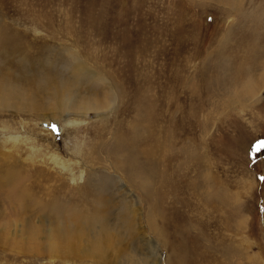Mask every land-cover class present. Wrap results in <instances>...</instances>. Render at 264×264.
<instances>
[{
	"label": "rangeland",
	"instance_id": "374dc122",
	"mask_svg": "<svg viewBox=\"0 0 264 264\" xmlns=\"http://www.w3.org/2000/svg\"><path fill=\"white\" fill-rule=\"evenodd\" d=\"M220 2L0 0V264H264V0ZM155 137V180L111 154Z\"/></svg>",
	"mask_w": 264,
	"mask_h": 264
},
{
	"label": "bare ground",
	"instance_id": "6f19581e",
	"mask_svg": "<svg viewBox=\"0 0 264 264\" xmlns=\"http://www.w3.org/2000/svg\"><path fill=\"white\" fill-rule=\"evenodd\" d=\"M222 3H224V4H228V6H230L231 4H232V2L234 3V5H239L240 6V4H242L243 2H242V0H239V1H235V0H220ZM251 1V0H250ZM217 2V1H216ZM220 2V3H221ZM258 7V6H257ZM259 9V8H258ZM261 11V10H260ZM259 18V17H258ZM260 23H262V21L260 20ZM262 26V25H261ZM259 29V28H258ZM258 31V30H257ZM261 31V30H260ZM5 32V31H4ZM261 33V32H260ZM219 45V44H218ZM252 47H253V49H254V47L255 48H257L258 47V42L256 41V40H254L253 42H252V45H251ZM251 49V48H250ZM252 50V49H251ZM253 51V50H252ZM250 52V51H249ZM256 53V52H255ZM250 54V53H249ZM68 55V54H67ZM246 55V54H245ZM264 55V54H263ZM251 57H252V55H251ZM257 57V56H256ZM71 58H73V57H71ZM244 60L242 61V64L243 63H245L246 62V59H247V57H245V58H243ZM253 59V58H252ZM256 59V58H255ZM249 60V59H248ZM247 60V61H248ZM254 60V59H253ZM227 61V60H226ZM72 62V61H71ZM257 62H259V61H257ZM251 63V62H250ZM253 63V62H252ZM251 63V64H252ZM261 63V62H260ZM246 64V63H245ZM249 64V63H248ZM254 64H256V63H254ZM258 64V63H257ZM75 67L78 69V71H80L81 70V72H84V75H85V73H88V74H90V76L92 77V79H94L95 81H97V82H99L101 85H103V84H106V78H105V75L102 73V72H100L99 70H95V69H93L92 67H90V66H88L87 64H85V63H83L82 62V60H80V58H78V57H76V60H75ZM244 65V64H243ZM262 65V66H261ZM229 66V65H228ZM260 70L259 71H261V70H264V61H263V63L262 64H260ZM75 68V69H76ZM252 68H253V66H252ZM252 68H251V70H252ZM257 68H258V66H257ZM257 68L255 69V70H257ZM243 69V68H242ZM241 70V69H240ZM242 72V71H241ZM245 72V71H244ZM253 72H256V71H253ZM250 73H252V71L250 72ZM257 73V72H256ZM242 74V73H241ZM253 74V73H252ZM77 75H78V73H77ZM246 76V75H245ZM243 77V80L240 82V86L239 87H237L236 89H235V91L232 93V95L234 96H236V97H231V99H244V98H251V97H253L254 95H255V93L258 91V89H259V87H260V84L263 82L264 83V74H262L261 75V77L260 78H253V76L251 77V75L249 74L247 77ZM41 79H43V78H41ZM233 79V78H232ZM139 82V81H138ZM236 82V81H235ZM238 82V83H239ZM237 83V84H238ZM13 84L12 83H1L0 82V108H4V107H10L11 105H12V100H20L22 97H23V95H24V93H22V96H17V95H14V93L12 92L14 89H16L14 86H12ZM106 89L108 88L107 86H105V85H103ZM108 86H109V84H108ZM111 88V87H110ZM109 89V88H108ZM240 89V92H236L237 90H239ZM114 91V90H113ZM232 91V90H231ZM230 94V93H229ZM99 95V94H98ZM97 96V95H96ZM154 96V95H153ZM104 97V96H103ZM114 92H112V95L110 96V97H106L107 99H111V100H113L114 98ZM144 98H145V96H144ZM24 99V98H23ZM125 101V100H124ZM146 102H147V100H145ZM14 102V101H13ZM106 102V100H97L96 102H91V100L88 102V100H87V102H81L82 104H84V106L85 107H89V106H91V105H94L96 108H97V110H99L100 108H102L101 109V111L103 110V108H105V107H103V105L104 104H106L105 103ZM133 102H134V100H133ZM174 102V101H173ZM172 102V103H173ZM232 102H234L233 100H231L229 103H232ZM18 103V102H17ZM108 103V102H107ZM110 103V102H109ZM113 103V102H112ZM116 104V103H115ZM149 104V106L151 107V109H152V111H153V113L154 112H156L157 113V111L160 109V107L161 106H158L157 105V102L155 101V100H151V102H149L148 103ZM20 105H22L21 104V102H19L18 104H16V103H13V108H20ZM23 106V105H22ZM63 106V105H62ZM66 106V105H65ZM64 106V107H65ZM105 106H107L108 107V105L106 104ZM111 106V105H110ZM171 107V106H170ZM136 109V108H135ZM147 109H149L148 108V106H147ZM37 111V110H36ZM153 113L150 115V112H149V117L150 116H152L153 115ZM37 115V114H36ZM38 116H39V114H38ZM131 116V115H130ZM134 117V116H133ZM132 117V118H133ZM178 117H180V116H178ZM136 119V118H135ZM169 119V118H168ZM180 119V118H179ZM182 119H180V122L182 123V121H181ZM133 121V120H132ZM129 123H131V122H129ZM128 123V124H129ZM136 125V124H135ZM126 126V125H125ZM129 126V125H128ZM138 126V125H137ZM128 128V127H127ZM138 128H140V127H138ZM141 130V129H140ZM149 132H151V131H153V126L152 125H150V127H149ZM135 131V130H134ZM98 132H100V130L98 131ZM133 131H131V133H132ZM99 134V133H98ZM101 134V133H100ZM99 134V135H100ZM144 134V133H143ZM114 135V134H113ZM134 136V135H133ZM145 136H146V134H145ZM164 136V135H163ZM140 137L142 138V136L140 135ZM147 138V137H146ZM165 138V137H164ZM96 139V138H95ZM155 139V142H154V148L153 149H151V150H149V149H143V150H141L140 151V153L134 148V146H129L128 144H126V143H124L122 140L123 139H119L118 141H116L117 142V147H116V149H114V151L111 153L113 156H114V158L115 157H119V158H121V159H125V157L127 156L128 157V167H131L132 168V170L133 171H131L132 172V175L133 176H137V177H139V176H144V175H146V174H151V178L152 179H157L159 176H160V173H161V171L159 170V163H160V157H161V155H162V153L164 152L163 150H164V145H163V143L159 140V138H157V137H155L154 138ZM130 140H131V137H130ZM95 141V140H94ZM98 141H99V139H98ZM97 141V142H98ZM149 141V140H148ZM96 142V141H95ZM94 142V143H95ZM101 142V141H100ZM105 142V141H104ZM165 142V141H164ZM99 143V142H98ZM98 143H97V147L95 146L94 148H92V149H94V151H95V155H93L92 157H94V161L95 162H99L100 161V155L98 154V150H100L101 149V146L100 145H98ZM140 143H141V141H140ZM147 143V142H146ZM96 144V143H95ZM94 144V145H95ZM130 144V143H129ZM143 145H145L144 143H143ZM172 145V144H171ZM170 145V146H171ZM151 146V145H150ZM174 147V146H173ZM171 149V148H170ZM101 151V150H100ZM100 153V152H99ZM140 154V155H139ZM166 155H168V154H166ZM112 156V157H113ZM162 160V159H161ZM165 162V161H164ZM162 164H163V162H162ZM127 167V168H128ZM161 167V166H160ZM164 167V166H163ZM143 184V183H142ZM145 185V184H144ZM130 201H132V200H130ZM131 204V203H130ZM133 204H135V202L133 203ZM133 208V207H132ZM136 210V209H135ZM135 210H134V212H133V215H135ZM137 212V211H136ZM130 217L131 216H128V222H130ZM121 218V217H120ZM134 219V218H133ZM73 220V219H72ZM155 220V219H154ZM124 221V220H123ZM126 221V220H125ZM132 221V220H131ZM71 222H73V221H71ZM123 223V222H122ZM126 223V222H125ZM123 226V225H122ZM134 228V227H133ZM136 229V228H135ZM61 231V230H60ZM63 231V230H62ZM137 231V230H136ZM138 232V231H137ZM62 235H63V233H62ZM90 235V234H89ZM100 235V234H99ZM98 235V236H99ZM104 235H106V234H104ZM64 237V236H63ZM61 238V237H60ZM67 238V237H66ZM91 238V237H90ZM107 238H108V236H107ZM110 238H112V236L110 237ZM62 239V238H61ZM94 239V238H93ZM67 240V239H66ZM73 236H70L69 237V239L66 241V243L65 244H67V246L71 249V250H75L76 248V246L73 244ZM79 241V240H78ZM99 241V240H98ZM98 241H96V242H98ZM60 242V241H59ZM96 242H93L90 246H88V255L90 256V255H93V257L96 259V261L97 262H105V260H106V257H105V251H107L108 249H106V248H108L109 246H107L105 249H101V251H99L100 249H99V245L96 243ZM100 244V243H99ZM57 245V244H56ZM87 245V244H86ZM81 246V245H80ZM62 247H63V245H62ZM86 247V246H85ZM84 247V248H85ZM57 248V247H56ZM69 249V250H70ZM82 249V248H81ZM62 251H64V250H62ZM80 251V250H79ZM93 258V259H94ZM112 258V257H111ZM117 258V257H116ZM90 260H91V258H90ZM111 263V262H110ZM109 263V264H110Z\"/></svg>",
	"mask_w": 264,
	"mask_h": 264
}]
</instances>
